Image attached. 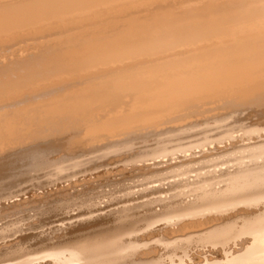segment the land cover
Listing matches in <instances>:
<instances>
[{
  "label": "bare ground",
  "instance_id": "1",
  "mask_svg": "<svg viewBox=\"0 0 264 264\" xmlns=\"http://www.w3.org/2000/svg\"><path fill=\"white\" fill-rule=\"evenodd\" d=\"M53 18L55 19L52 20ZM32 23H34L33 29L38 28L42 32L41 38L44 39V44L40 45L42 46L40 48L41 51L36 57L31 56V53L24 59L20 58V54L19 57L17 56L16 62L12 63V65L10 64L11 66L9 67L12 74L8 78L0 79V95H16L27 89H31V91L39 90L40 86L42 89L43 86L44 88L48 86L49 89V85L54 84L56 81H58L56 83H60V81L67 78L68 80H71L69 78H78L76 81L80 80V84H76L74 87L72 84L75 82L70 83L74 89L70 88L71 90L69 89L68 91L65 89V92L64 88H67L65 84L64 88L62 87L63 89L59 87L61 85L59 84V88H55V91L51 90L60 94L62 90L64 92L62 93L63 95L61 94L54 99L49 98L43 103L39 102L40 105L35 100L36 104L30 105L29 102L27 106L25 103L26 101L28 103V100H21L22 96L19 98L21 100L19 102L10 103L12 102L10 101V106L6 104L7 108L8 106L14 107L15 110L12 109V112L9 111V114L5 115L8 112L6 110L4 119L0 120V131L4 135L7 133L11 135V132H14L13 125L19 122L17 121L19 118H17L18 113L26 114L28 116L26 120L33 122L34 116L37 115L36 112H39L44 116L45 122L48 124L52 121L61 120L64 117L65 121L62 122L65 123L64 129L68 128L67 121L69 117L67 120V116L69 115L72 117V123L69 124L70 129L71 127L80 128L81 126L79 127V125H86V128L84 127L86 134L87 128L91 131V134L97 130H103L106 131L104 132L106 133L104 137L107 138V136L115 137V133H122V136L123 132L132 134L134 130L141 131L150 127L177 123L194 115H204L208 111L224 105H228V108L230 105L232 107L236 105L235 108L243 105H252L258 109L264 108V0H0L1 35L6 33L9 37L12 33L9 34L8 31L10 29L16 28L18 30V27L22 29L23 25L28 24L32 26ZM23 27H27L28 29V26ZM33 29L31 31L34 32L35 29ZM45 29L49 32H46ZM4 34L3 38L6 37V34ZM37 38L40 39V37ZM74 76L76 77L74 78ZM68 80H66V83L69 82ZM40 91L39 94L45 92L44 90ZM24 92L27 95V91ZM23 99H26V97ZM2 107H4V103ZM97 107L103 113H97L96 119H94L96 111L92 114V110H95ZM4 108L6 109V107ZM40 116L37 115L39 118ZM215 117H217L216 114ZM73 119H75L76 123ZM4 120L6 121L4 122ZM28 122H24V124H28ZM58 122L59 124L61 123L60 121ZM223 124H220V126ZM53 125L52 127H54ZM198 125L200 124L198 123ZM15 127L16 125H14ZM195 127L197 126L195 125ZM49 128L51 127L49 126ZM189 128L191 127L186 126V124H180L173 129L170 128L171 130L169 129L166 132L164 130L163 133L160 131V134H156L158 136V144L156 143L159 145V147L156 146L158 149L150 152H141L134 157L136 162H145L150 160L148 158L150 156H154L155 159L159 156H168L173 151L187 153V151L191 152L194 148H200L197 157V152H191L192 156L190 158H187L183 154L180 163H177V165L167 163V167L162 171L165 172L167 169H172L173 172L175 171L174 173L182 177L174 180V182H168L166 189L160 185L161 188H154L151 193H147V195L154 194L155 196V194L163 192L167 196L164 198L160 195L152 198L149 197L144 202L137 204L140 208L147 206L148 212H144L143 214L141 212L142 216H138L139 220L138 222L136 221V225H132V222L130 223L127 220L129 213L128 215H123L124 211L121 213L122 217H127L126 221L130 223V227L123 226L122 223L120 225L123 227H119L117 221L115 223L118 224V228H114L116 227L114 225L113 228L115 230L112 229L114 231L108 234L104 233L107 230H104L102 232L104 234L97 237H94L95 234L92 233L94 235L91 237L94 238H90L89 235L88 239L87 237H83V239H86L78 242L74 241L73 243L71 239L70 244H63L60 247L54 246L55 248H51L52 242L50 243L49 241L50 248L49 246V249L46 248L47 250L43 248L44 251L40 252L43 253L42 257L40 255L38 257H50L49 259H52V264H264V161H261L258 165L254 163L256 160L253 162L254 164L250 161L253 165L247 162H240L242 164L234 168V170L232 168L234 166L228 165L233 171H230V176L225 178V180L224 172L227 168L225 166L226 169L224 171L222 167L218 166L219 164L226 163V161L223 163V154L227 152L232 155L235 154V156L233 155L234 157L232 156L233 162L236 160L238 162L240 160L245 161L244 159L247 158L246 156L250 152L264 156V135L262 134L264 129H258L260 127L254 128L250 130L249 135L246 134L248 131H244L247 138H244V136L243 140L247 139L248 142L241 143V145L237 144L235 136L232 135V130L230 131L227 128H225L223 136H221L220 131L221 135L218 138L204 136L202 139L199 138V140L191 141L187 144H182V141L178 143V140H176L177 143L175 144L177 145L172 148L168 146L171 142H168L167 145L168 140L174 138L175 142L176 137L178 138L181 134L184 135L186 132H189ZM234 128L236 131L237 128ZM28 129H24V135H26L25 133ZM42 129L44 130V128L37 126L33 130L36 133L39 131L44 133ZM48 130L50 132V129ZM78 130L81 132L80 129ZM204 130L207 131L208 129ZM215 130L218 131L217 128ZM260 130L263 132L260 133ZM101 132H98L100 136L103 135ZM107 132L111 133V135L107 134ZM31 134L33 135V133ZM80 134H83V132ZM208 134L210 133L208 132ZM39 135L41 137V134ZM84 135L82 137L80 135V137L84 138L83 141L85 142L86 138ZM12 136L10 137L12 138ZM85 136L87 137V135ZM97 136L96 141L91 142L92 137H90V142L85 143L90 145V143L97 142ZM238 136L240 137V135ZM76 137L79 138L78 135ZM81 138L80 140H82ZM223 139H227L229 142L225 143L224 141L225 144L222 149L219 143L223 144ZM253 139H255L254 142H249ZM29 140L31 139L29 138ZM23 141L21 142L24 143ZM84 142L81 141L82 146ZM68 143L70 144L71 141ZM74 144L71 145L74 146ZM76 144L79 145L78 143ZM2 145L0 146L1 148ZM114 145H117L118 148L120 146L118 144ZM122 145H124V148L130 146L129 143ZM210 145L214 146V149L217 150L216 153H213L212 149L210 150ZM12 146L15 145L13 144ZM170 146L172 145L170 144ZM228 146L231 147L228 148ZM74 147L76 148L77 146L75 145ZM204 147H207V150ZM0 153L2 154L3 152ZM71 154L74 155L75 153L72 152ZM251 155L250 157H252ZM254 155L256 156V154ZM250 157L247 160L251 159ZM131 161H133V158ZM71 163L74 164L75 162ZM79 163H75L74 165L78 166L77 164ZM161 163L163 161L156 162L154 165H160ZM261 163L262 167H259L258 170L257 168ZM59 166H56V168L58 169ZM216 167L219 168L216 169ZM151 169L152 167L146 164H143L141 167V170ZM191 172H195L192 179V176L188 175ZM228 172L225 175H229ZM29 175L31 174L29 173ZM183 175H187L186 178H183ZM71 186L73 187V185ZM81 198L83 197L81 196ZM84 198H86V195ZM76 199L78 201V198ZM87 200L85 201L89 202ZM94 201L92 202L94 203ZM233 202L237 205L231 208H224V205H229V203ZM97 203L98 201L96 200L95 204ZM105 203H108V201ZM120 203L122 204V202ZM100 204L99 206H101ZM243 204V208L238 207L239 205L243 206ZM120 206L123 207V204ZM152 206H159V209H153L151 208ZM133 208L134 206L131 210ZM143 211L146 210L143 209ZM137 212L140 213V211ZM116 213L118 214L115 211L114 215ZM88 214L90 216H86L91 217V213ZM67 215L70 217L69 214ZM178 217H187L188 219L176 220ZM98 218L101 217L98 216ZM173 218H175V221L170 222V219ZM124 219L125 217L122 221H125ZM133 219L135 218L133 217L132 221ZM62 221L64 220L62 219ZM66 222H68V219L67 221L65 220ZM138 223L141 225H138ZM142 229L143 232L140 233L139 231ZM66 231H64L65 234ZM135 231H138L140 234H134ZM175 232L177 234H174ZM44 234L46 235V233ZM51 234H49V238L52 236ZM61 234L63 235V232ZM79 234L81 233L79 232ZM159 234H162L164 238L161 235L162 239H156L165 245L166 250L164 249V251H166L165 254L167 255L166 257H162V254L155 255L158 258L155 256L153 258V256L149 255L151 253L150 249L142 251L141 248L143 249V246L147 244L149 246V241ZM47 238L45 239L47 240ZM224 242H228L229 245L233 243V246L230 245L231 247L228 248L230 257L228 256L227 258H224V249H226ZM59 243L61 244L60 241ZM208 243L211 245L213 243L220 244L218 247L221 249L210 250L211 257L191 258L190 255L192 253L189 255V251L187 250L190 248L192 250L193 246H205ZM36 252H38V248ZM29 253L28 256L27 252L23 253L26 256H20V258L14 261L10 260L7 264H40L35 262L37 260L34 259V252H32V255H29ZM189 256L190 260L186 261V258ZM48 260L46 258V262Z\"/></svg>",
  "mask_w": 264,
  "mask_h": 264
},
{
  "label": "rangeland",
  "instance_id": "2",
  "mask_svg": "<svg viewBox=\"0 0 264 264\" xmlns=\"http://www.w3.org/2000/svg\"><path fill=\"white\" fill-rule=\"evenodd\" d=\"M63 15H65V14H63ZM55 18H53L52 20H54ZM29 24H31V23H29ZM33 24L34 23H32V26H29L28 24L23 25V26H28V29H27V27L24 28L23 26H22V29H20L21 27H18V30L16 28H13L14 32H13L12 29H10L12 31L9 30L8 32H9V34L12 32L11 33L12 36L10 34L9 37H8V35L5 33L7 38L6 37L3 38V34L4 33L2 35H1L2 32L0 33V48H1L0 49V51H1L0 52V56H1L0 60L3 58L1 60V62H0V64L2 63L0 65V74H1L0 75V79L1 78L2 79L8 78V76H10L12 74V71H10L9 67L12 65V63L16 62L15 59H18L17 56L19 57V54H20V58H22V59L28 57L30 55V53H31V56H34V57L39 55V53L41 51L40 48L42 47L40 45L44 44L43 43L44 39L41 38L42 37V35H41L42 32H40V30L38 28H37L38 30L35 29V28H34L35 30L33 29V26H34ZM32 29L34 30V32L31 31ZM36 30L40 34L37 33ZM53 30H55V29H53ZM15 31H16V33H15ZM23 31H25V32H23ZM45 31H46V29H45ZM46 32H49V31H46ZM36 33H37V35H35ZM31 34H33V35H31ZM23 36H25V37H23ZM37 37H40V39L37 38ZM31 38H33V39H31ZM23 48H26V49H23ZM20 51H21V53H20ZM37 52H38V54H37ZM4 57H5V59H4ZM3 65H4V67H3ZM75 77L76 76H74V78ZM69 79H71L72 81L68 80V78L63 80L65 83L63 81H60V83H56V82H58V81H56V82H54V84L49 85V87H50L49 89H48V86L45 87V88L43 86V89L40 86L39 90H41V91L44 90L45 91L43 93L40 91L41 92L40 94H39V90H37V89L36 90H32V91H31V89H29V90L27 89V90H24V91H27L26 92L27 95L25 94L24 91H21L22 93L19 92L16 95L15 94H9V95L3 94V95H0V98H1L0 99V110H1L0 111V116H1L0 120L4 119V116L8 115L9 111L12 112L13 110H15L14 107H9L10 103L19 102L21 100H28V103H27V101L25 103L27 106L29 105V102H30V105L36 104L37 102H38L37 104L40 105L41 102L43 103L46 100H48L49 98L54 99L55 97L61 95L62 93L65 92V89H66V91H68L70 88L74 89L76 84H80V80L76 81V79H78V78H75V79L69 78ZM66 80H68L69 82L67 81L68 83H66ZM73 82H75V83H73ZM70 83L71 84L73 83L74 85L72 84V86H74V87H72ZM59 84H61V85H59ZM64 84H65V86L67 88H64ZM58 85H59L60 88H62V87L64 88V92H62V90L60 91V89H59L61 94L58 93V92H56V93L53 92V91H55V88L57 89ZM48 91H49V93H48ZM52 92L55 93V94H53ZM46 93L49 94L50 96L47 95ZM41 94H45V95H42L43 96L42 97ZM32 95H33V98L35 97L34 99L32 98ZM46 95H47V97H46ZM20 97H21V100L19 99ZM25 97H26V99H23ZM11 98H12V100H11ZM13 99H15L16 101L13 100ZM7 100H8V102H7ZM31 100H32V102H33V100H34V102H35V100L37 102H35V103L33 102L32 103ZM10 101H12V102H10ZM3 103H4V107H6V109L4 107H2ZM6 104L7 105L9 104L8 108H7ZM235 106L236 105H233V107H232V105H230L229 106L230 109L228 108V105L219 106V107L214 108L215 110L214 109L210 110L207 113H205L204 115H194V116L189 117L187 119H183L180 122H177V123H180L182 125L186 124V126L191 127V128L188 129V131L189 130L190 131L186 132L185 134L183 133L184 135L181 134L180 136H182L181 137L182 139L180 138V136H178V138L176 137L175 142L173 140L174 138H172V139L170 138L171 140L167 141V145H168V142H171L170 144L172 146H170V144L168 146L170 148H172V147H175L177 145V144H175V143H177L176 140H178V143H180L182 141L181 142L182 144H187V143H190L191 141L199 140V138L202 139V137L204 138V136L211 137V138H213V137L214 138H218V137H220L221 134H222L221 136L224 135L223 132L226 130L225 128L229 129L230 131L232 130V132H233L232 135L235 136V139L237 140V144L238 145H241V143L248 142L247 139L243 140V137L245 136L244 138H247L246 134H248L250 132V130H252L254 128H258V127H260L258 129H261V128L264 129V108L263 109L262 108L258 109L257 107L252 106V105H245V106L243 105L244 107L243 106H238V108L237 107L235 108ZM220 107H222V108L224 107L226 110L224 108L222 109ZM231 107L233 108V110H232ZM257 110H259V111H257ZM94 111H96L95 112L96 114L94 113ZM1 112H3V113L1 114ZM5 112H7V113L5 114ZM99 112L103 113L102 110L101 111L98 110V107L95 110H92V114L94 113V117ZM38 113L39 112H36V114L38 116H40V115L42 116L41 113H39V114ZM214 113L216 114L217 117H215ZM21 115H22V117H21L22 119H24L26 117L23 121L24 122H28L26 120L28 118V116H26V114L18 113L17 118L18 117L19 118L17 119V121H19V122L14 124V125H16L15 128H14V125H13L14 132H11V135L8 134V133H7L8 135L7 134L4 135V134H2L3 132L0 131V143L3 144L2 145L3 149L0 147V149H1L0 152H3L2 154L0 153V263L1 264H7L8 261H10V260L14 261V260L20 258V256H23V255L26 256L25 254H23V253H26V252H27V256H28V252H30L29 255L30 254L32 255V252H34V257H35L34 259L37 260L35 262H38L40 264H46V263L47 264H52V262H51L52 259H49L50 257H46L47 260L49 259L46 262V258L45 257L41 258L42 257L41 255H43V253H40L41 251H44L43 248H45V250H47L46 248H48V246L50 248V246H51L50 243L51 242H52L51 243L52 244L51 248H55V247H60L61 245L63 246V244H70L69 242H71L72 240H73L72 241V243H73L74 241L78 242L80 240L82 241V240L86 239V238L83 239V237H87V239H88L89 235H90V238H94V237H97V236H100V235L104 234L105 232H106L105 234H108V233L114 231L115 230L114 228H118L117 227L118 224H119L118 225L119 227H121L122 225L126 226V227H130V223L131 222H132L131 223L132 225H136L138 220H139L140 215L142 216V214L144 212L145 213L148 212V210L146 209L147 206L140 208V206L137 205V204H140L141 202H144L149 197L152 198V197H155L157 195H160L161 197L164 198L165 196H167V194H165L163 192L160 193V194L159 193L155 194V196H154V194H152V195L148 194L147 195V193H151L154 190V188L158 189L159 187L161 188V186H162V188L164 187L166 189L167 188L166 184L168 182H170V183L174 182V180H178V179H180L182 177V176H179L178 174L174 173L175 171L173 172L172 169L171 170L167 169V170H165V172L162 171V170H164L167 167L168 164H171V165H177V163L179 164L180 161H181V157H183V154L186 155L187 158H190L192 156L191 152H197L196 153V157H197L198 153H199V149H200V148H198V149L194 148V149H192L193 151L192 150H191V152L187 151V153L186 152L185 153H183V152H178L177 153V152L173 151L172 153H170L172 155L168 154V156H165V157L164 156H159V157H157L155 159H154V156H150V157H148L150 160L145 161L146 163L142 162V161H138L139 163H141V164H139L134 159L135 156H137L141 152H150V151H154V149L155 150L158 149L157 148V147H159V145H157L158 144L157 143L158 142V140H157L158 136L156 134H160L161 132L163 133L164 131L166 132L170 128L173 129V128H175L176 126H178L180 124L177 125V123H169V124H164V125H160V126H157V127H152V128L150 127V128L144 129L145 131L144 130H141V131L134 130L135 132L132 131V134L129 133V132H127L128 134L126 132L125 133L123 132L122 136H121L122 133H117V134L115 133V135H116V136L114 135L115 137L107 136V138H106V137H104L105 134H106L104 132H106V131H103V130H101L103 133L100 130H97L95 132H92V134H91V131H89L88 128H87L86 129L87 134H86L85 131H84L85 128H86V125H83V126L79 125V127L81 126L80 128H78V127L72 128L71 127V129H70V125L69 124L72 123V121H71L72 117L69 116V115L67 116V120H68V117H69V120L67 121L68 122V128L66 127L67 129H64L65 123H62V122L65 121L64 117L61 120H56V122L52 121L51 123L48 124L47 122H45L44 116H42V117L40 116V118H39V117H37V115H35L34 116L35 119L33 120V122H28V124L27 123L24 124V122L20 118ZM31 118L33 119V117H31ZM55 118H56V116L54 117V120H55ZM94 119H96V117ZM104 119H106V118H104ZM215 119H217V120L219 119V121H217ZM41 120H43L45 123L43 121H41ZM73 120L76 123L75 119H73ZM5 121L6 120H4V122ZM58 121H60L61 123L59 124ZM184 121H185V124H184ZM187 121H189V122L187 123ZM205 121H207V122H205ZM42 123H43V125L45 127L42 125ZM198 123L200 125H198ZM233 123H234V125H233ZM33 124H34L35 128L37 126H39L40 128H44V130L42 129L44 133H42L40 131H39L40 133L39 132L38 133L34 132L33 129H35V128L33 127ZM38 124H40V125H38ZM50 124H52V125L54 124L53 125L54 127H52V125H50ZM61 124L64 125V126H62ZM220 124H223V125L220 126ZM238 124H239L240 127L237 126ZM18 125H19V128H18ZM28 125H29V127H28ZM87 125H89V124H87ZM167 125H169V126H167ZM195 125L197 127H195ZM207 125H208V127H207ZM232 125L237 128L236 131H235V128ZM23 126H25V127H23ZM49 126L51 128H49ZM71 126H73V125H71ZM58 127H60V128H58ZM215 127L218 129V131L215 130L216 129ZM222 127H223L224 130L221 129ZM25 128L26 129L29 128L28 131H26V133H25L26 135H24V132H25L24 129ZM57 128H58V130H57ZM76 128L80 129L81 132L78 129H76ZM241 128H243V129H241ZM48 129H50V132H49ZM61 129H62V131H61ZM75 129H76V131H75ZM191 129H193V130H191ZM204 129H208V130L206 131ZM68 130L69 131L71 130L70 132H72V133H74V132L82 133L83 132V134L74 133L72 135V133H71L72 137L70 138V136H71L70 132H68V133L66 132ZM240 130L243 131V132H241ZM21 131H23V132L21 133ZM56 131H58V132H56ZM199 131H201V132H199ZM220 131H221V134H220ZM239 131L242 134H240ZM244 131H248V132L247 133L245 132L246 133L245 134ZM263 131L260 130V133H262ZM27 132H31V133H33V135L31 133H27ZM98 132L99 133L101 132V134H103L102 135L103 137L100 136V134ZM208 132L211 134V136H210V134H208ZM16 133H18V134H16ZM94 133H96V134L94 135ZM39 134H41V137H40ZM84 134L87 135V137ZM88 134H89V136H88ZM107 134L111 135V133H108V132H107ZM113 134H114V132H113ZM243 134H245V135H243ZM262 134L264 135V132ZM2 135H3L4 139H3ZM22 135L25 136V137H23ZM75 135L76 136L78 135L79 138H77ZM80 135H81V137L84 135V137L86 138L85 142H88L89 139H91L90 137H92V139H93V140L91 139V142L92 141H96V136L97 135H99V136H97V142L90 143V145H89L88 143H85L83 141L84 138H81ZM238 135H240V137L242 139ZM10 136H12L13 139ZM14 136H15V138H14ZM19 136L22 138V140H24L23 141L24 143L21 142L22 140H21V138ZM33 136L34 137L38 136V137L34 138ZM68 137L70 139H72V140H70ZM100 137H102V138H100ZM120 137H121V139H120ZM29 138L31 140H29ZM80 138L82 140H80ZM101 139H103V140H101ZM131 139H132V141H131ZM25 140H28V141H25ZM77 140H78V142H76ZM155 140H157V141L155 142ZM254 140L255 139H253L252 141L250 140L249 142H254ZM69 141H71L70 144L68 143ZM81 141L84 142L83 146H82ZM224 141H225V143L229 142L227 139L226 140L223 139V144L219 143V146L222 149L224 148V144H225ZM75 142L78 143L79 145H77ZM5 143L6 144L8 143V145H6ZM12 143L15 146H12L13 145ZM119 143H121V144H119ZM124 143H129L130 146L124 148V145H122ZM1 144H0V146H1ZM71 144H74V146L76 145L77 147L75 148ZM85 144H87V145H85ZM114 144H118V146L120 145L119 148L117 147V145H114ZM213 145L215 146V144H213ZM213 145L212 146L210 145L209 148H210V150L212 149L213 153H216L217 150L214 149ZM113 146H115L116 148L113 147ZM168 146H166V147H168ZM120 147H122V148L120 149ZM230 147L231 146H228V148H230ZM206 148L207 147H204V149H206ZM63 149H65V150H63ZM72 152L75 153L74 154V155H76L75 157H74L73 154H71ZM250 153L252 154V152H250ZM250 153L246 156L247 158L250 157V155H251ZM158 154H161V153H158ZM254 154H256V156ZM254 154L251 155L254 159L252 157H250L252 160L248 159L249 160L248 161L247 158H245L244 159L245 161L240 160L238 162L236 160L237 162L234 161L235 162L234 163L233 162V157L235 156V154H233L234 155L233 156L229 152L224 153L223 154V160H224L223 163L225 161H226V163L218 165L219 167H222L224 169V171L227 168V170L224 172V180H225V178L230 176V174L234 170V168H237V167H239V165L242 164V163L240 164V162L250 163V161H251V163H253L256 160V162H254V163H255V165H258V163H260L261 161L262 162L264 161V159H260L262 157L264 158V156L262 154L261 155L257 154V153H254ZM260 156H262V157H260ZM178 157H180V158H178ZM132 158H133V161H131ZM90 159H91V161H90ZM155 161L157 163L163 161V163L165 165L163 163H161L160 165H158V164L154 165V163H156ZM71 162H75V163H79L80 162L79 163L80 165L77 164L78 166H76V165H74L75 163L72 164ZM67 163H69V164H67ZM142 163L152 167V169L151 170H141V167L143 166ZM253 164H251V165H253ZM59 165H61V166L63 165L62 168ZM64 165H66V166H64ZM228 165L231 166V167L234 166V167H232L233 170H232V168L228 167ZM235 165H236V167H235ZM56 166H59L58 169H60V170H58L56 168ZM72 166H76V167H72ZM159 166H161V167H159ZM225 166H226V168H225ZM219 167H216V169L219 168ZM259 167H262V163L259 164L258 168L257 167L256 168L259 170ZM169 170H170V172H169ZM228 170H229V172H228ZM260 170L263 171V169H261V168H260ZM58 172H60V173H58ZM177 172H178V169H177ZM226 172H228L229 175H225ZM29 173L31 175H29ZM147 174H148V176H147ZM188 175L192 176L191 177V179H192L194 177V175H195V172H191ZM186 176L187 175H183V178H186ZM60 180H62V181H60ZM165 180H167V181H165ZM83 181H84V184H83ZM163 184H165V185H163ZM71 185H73L74 188ZM83 185H85V186H83ZM90 194H92V195H90ZM85 195H86V198H84ZM81 196L83 198H81ZM75 197L78 198V201H76L77 199ZM74 198H75L76 202L74 201ZM128 198H129V200H128ZM72 199H73V201H72ZM92 199H94L95 201L92 200ZM134 199H136V200H134ZM83 200L84 201L87 200L89 202H86V201L84 202ZM96 200L98 201L97 204H95ZM82 201H83V203H82ZM92 201H94V203ZM103 201H105V202L108 201V203H105ZM132 201H134V202L132 203ZM72 202H75V203H72ZM120 202H122L123 207L120 206V205H122ZM103 203H104L105 206L103 205ZM130 203H132L133 205L130 204ZM233 203H231V204L229 203V205L227 204L228 206L224 205V208H228V207L231 208V207L237 205L235 202H233ZM88 204H90V205H88ZM99 204L101 206H99ZM117 204H119V205H117ZM91 205H93V206H91ZM102 206H103V208H102ZM124 206H126L125 207L126 209L124 208ZM133 206H134V208L131 210V208ZM89 207H91V208H89ZM92 207H93V209H92ZM238 207H242L243 208L244 204H243V206L239 205ZM104 208H107V209H104ZM151 208H153V209L155 208L156 210H158L159 206H157V207L156 206H152ZM34 209H35V211H34ZM143 209L146 210V211H143ZM90 210H91V212H90ZM110 211L111 212L114 211V213L116 211V212H118V214L117 213L115 215H114V213L111 214ZM137 211H140V213L137 212ZM106 212H108V213L106 214ZM122 212H124L123 215H128V213H129V216H128L129 219L126 216H124L125 217V219H124L125 221H122V219L124 218V217H122V214H121ZM141 212H142V214H141ZM201 212H203V211H201ZM31 213H33V214H31ZM88 213H91V217H89L90 215ZM93 213L94 214L96 213V214L94 215ZM102 213H104V214H102ZM137 213H138V215H137ZM67 214H69L70 217H68ZM82 214H84L83 217H82ZM119 214H120L121 217L120 216L118 217ZM86 215H89V216H86ZM98 216L101 217V218H98ZM133 217L135 219H133V221H132ZM66 218L68 219V222L65 223V220L67 221ZM118 218H120V219H118ZM126 218H127V220L130 223L128 221H126ZM62 219L64 221H62ZM178 219H188V218L187 217H185V218L184 217L176 218V220H178ZM91 220H93V221L91 222ZM134 220H135V222H134ZM53 221H55V222H53ZM167 221H165V222L168 223L169 221L168 222ZM171 221H175V218L170 219V222ZM115 222H117L118 224L115 223ZM127 222H128V224L126 225ZM120 223H122V225H120ZM133 223H135V224H133ZM140 223H142V222H140ZM61 225L64 226V229H63V226L61 227ZM66 225H67V227H66ZM89 225H91L92 228ZM114 225L116 227H114ZM138 225H141V224L138 223ZM61 228L63 229V231H62ZM58 229H60V230H58ZM72 229H73V231H72ZM112 229H114V230H112ZM65 230H67L66 234L64 232ZM69 230H70V232H69ZM75 230H76L77 233L74 232ZM104 230H107V231H104ZM58 231H59V233H58ZM61 231L63 232V235L61 234L62 233ZM103 231H104V233H102ZM67 232H69V233H67ZM79 232L81 234H79ZM139 232L142 233L143 229L141 231H139ZM44 233H46V235ZM92 233H94L96 236L94 234H92ZM140 233H138V231L134 232V234H140ZM38 234H39V236H38ZM49 234L52 235L50 238L48 237V236H50ZM67 234H69V235H67ZM78 234H79V236H78ZM171 234H173V233H171ZM174 234H177V233L175 232ZM93 235H94V237H91ZM161 235L162 234H159V235L155 236L151 241H149V246L147 244L146 246H143V249L141 248V250L142 251L143 250L147 251V250L150 249L151 253L149 255L153 256V258L156 257L155 255H161V254H162L161 255L162 257H166L167 254H165L166 251H164L165 245L161 244V242H158V240L162 239L163 235L162 236ZM68 236H70V237H68ZM75 236L77 237V239H76ZM73 237H74V239H73ZM40 238H42V239L40 240ZM45 238H47V240ZM68 238H70V239H68ZM163 238H164V236H163ZM52 239H55V240H52ZM42 241H43V243H42ZM49 241H50V243H49ZM59 241L61 242V244L59 243ZM54 243H55V245H54ZM224 243L226 244V245L224 244V247L226 248V249H224V252L226 254V255L224 254V258H227L228 256L230 257V253L228 252V250H229L228 248L233 246V243H230L231 246L228 244V242H224ZM208 244L205 245V246H202V245L193 246L192 245L193 247L192 246L191 247L193 249L190 250L191 249L190 248L187 251H189V255L192 253V255H190L191 258L192 257L202 258V257H205V256H210L211 257L210 250L215 251L214 249H221L220 247H218L220 244L213 243V245L214 244L216 245V247L214 245V248H213V245H211V244L208 245ZM194 245H196V244H194ZM145 247H146V249H145ZM37 248H38V252H36ZM33 249H34V251H33ZM39 249H41V250H39ZM190 251H193V252H190ZM38 255H40L41 257L39 256L40 257L39 258ZM190 256L188 258H186V261L190 260L189 259ZM156 258H158V257H156ZM39 259H40V261H38Z\"/></svg>",
  "mask_w": 264,
  "mask_h": 264
}]
</instances>
